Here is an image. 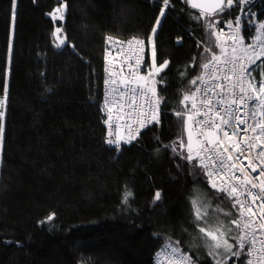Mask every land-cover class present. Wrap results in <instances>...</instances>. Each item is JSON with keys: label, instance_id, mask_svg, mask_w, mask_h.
Listing matches in <instances>:
<instances>
[{"label": "trees", "instance_id": "obj_1", "mask_svg": "<svg viewBox=\"0 0 264 264\" xmlns=\"http://www.w3.org/2000/svg\"><path fill=\"white\" fill-rule=\"evenodd\" d=\"M63 3V21L54 20L49 15ZM163 6V0H16L13 20L12 0H0V99L7 86L0 264H155L163 245L177 242L196 264H214L197 238L191 200L200 194L211 203L210 213L216 205L232 212L220 214L226 223L237 212L208 185L198 160L193 169L179 155H187L184 121L192 108L191 100L187 110L181 101L211 58L205 48L220 51L211 33L252 9L256 15L243 18L240 31L252 45L264 23V0L234 2L207 17L185 0H170L155 34L156 65L168 61L156 86L160 123L116 149L106 143L105 57L119 42L137 38L145 40L151 63L147 38ZM56 26L67 42L61 48L53 43ZM259 60L264 71V57ZM253 67L256 80L264 79L262 68ZM157 191L161 199L154 203ZM247 259L229 256L226 264Z\"/></svg>", "mask_w": 264, "mask_h": 264}, {"label": "snow or ice", "instance_id": "obj_2", "mask_svg": "<svg viewBox=\"0 0 264 264\" xmlns=\"http://www.w3.org/2000/svg\"><path fill=\"white\" fill-rule=\"evenodd\" d=\"M191 8H199L201 17L213 15L216 11L223 12L225 7H231L233 3L240 5L248 3V0H213L210 5L196 3L195 0H185ZM13 13L12 18L15 20V3L12 0ZM170 0H163V7L160 10V17L157 18L155 25L152 28V35L147 38V43L152 46L153 65L148 76H136V87H131L130 83H124V88L130 92L133 97L137 93L145 97L147 111L141 110L137 112L135 104L130 105L131 112L120 116V119H130L135 123L137 119L140 121V126L133 129L132 124H126L128 128L127 137L120 135V125L115 126L113 131L112 125V108L109 107V99L106 94L105 107L109 113L108 120L105 121L109 126V138L106 140L108 145H115L119 149L121 142L131 143L140 134L141 129L147 128L149 124L160 123L159 106L162 98L158 96L155 88V78L164 71L168 65L165 61L159 66L156 65V46L155 34L160 25L161 19L165 15V10L169 6ZM66 8V5L64 6ZM211 8L212 11L207 9ZM63 10L56 9L54 19H63ZM237 29L240 25V20L235 21ZM214 27V25H210ZM228 27H232L230 22ZM62 31L60 27L56 28V33ZM258 35L255 37L256 44L245 45L243 38L233 37L234 43L239 47L232 48V55L229 56L228 51L220 43V37L224 35L222 31H214L211 34L216 37V47L220 48V54H216L211 48H205V53H211V58L207 60L201 67L202 74L192 81L195 85L199 80L203 85V89L197 88L191 95H184L181 101L187 110V103L192 101V110L199 118L193 120L192 115H188L184 121L187 127L188 121H193V126H199L201 129L198 134V146L194 149L192 145L191 132L188 134L187 155L183 152L179 155L183 157L189 164L193 165V169L197 167L194 161L198 160V167L203 170L204 175L208 177V185L217 193L222 194L232 202V208L236 209V215L230 223L220 220V214L224 216H233L230 211H223L220 205H216L215 209L210 213L211 203L200 194H197L191 200L195 225L198 232V239L205 241L208 247V255L212 257L214 264H226L229 256L240 258L243 255L247 256V264H264V79H261L257 85L255 78L251 73L254 69L251 65L256 64V61L264 56V23H259L257 27ZM57 48H61L66 43V38H59ZM112 37H107L108 42H112ZM130 47L138 46L141 53L144 51L145 40L134 38L127 42ZM9 51L11 52V46ZM251 52V55L249 53ZM243 53V56L238 55ZM247 58L246 63H241L244 58ZM143 60L142 56L137 57L136 67L133 72L139 71V64ZM224 67L221 68L220 65ZM231 64V68L227 65ZM239 64V77H237V65ZM131 67V65H129ZM212 70L211 72L209 70ZM108 71V69H105ZM228 73H231L228 75ZM219 74H223V79L220 84H215L216 80L221 79ZM264 75V71L261 73ZM209 77L213 84L209 86ZM223 80L233 81L230 86L223 83ZM143 83H140V82ZM108 84V80L105 81ZM115 84V81H112ZM239 85V94L236 92V86ZM219 87L220 92H216L215 88ZM144 89L151 92V97L147 95ZM227 89V90H226ZM113 92L118 91L117 88L111 89ZM203 92V95H199ZM210 94H214L216 99L210 98ZM120 95H125L120 92ZM199 96L200 103L196 100ZM7 100V86H5V99L0 100V106H3ZM143 109V105L139 106ZM207 108V112H202L201 109ZM243 113V115L241 114ZM150 114V115H149ZM177 117L184 115L183 112H177ZM4 113L0 112V142L3 140ZM231 129V131H229ZM133 131L136 135H133ZM220 133H223L225 142L222 143ZM116 135L117 139L111 137ZM200 136L204 139L200 140ZM237 136L236 141H232L231 137ZM180 148H184L181 142ZM175 153L176 148H172ZM196 155H193V152ZM245 153L248 155L245 156ZM255 153V155H253ZM244 159L248 163L244 164ZM228 170H231V175H227ZM240 173V175H237ZM256 173V175H253ZM127 193L124 202H127ZM161 199V193L157 191L154 197V203ZM215 216L216 223L212 222L211 217ZM54 218V213L47 217L51 221ZM239 231L235 236L233 231ZM234 240L235 244L230 243ZM260 247L257 250L256 245ZM168 264H196V261L186 252H183L179 246V242L170 249H166L163 253ZM161 264V262H158Z\"/></svg>", "mask_w": 264, "mask_h": 264}, {"label": "built area", "instance_id": "obj_3", "mask_svg": "<svg viewBox=\"0 0 264 264\" xmlns=\"http://www.w3.org/2000/svg\"><path fill=\"white\" fill-rule=\"evenodd\" d=\"M249 3V0H248ZM246 6V4H243V6ZM247 12H242L240 11L239 14V20L241 21L243 18H246L247 16ZM224 35H222L220 37L221 39V45L223 47H225L228 51L229 56L232 55V48L235 47H239V45H236L234 43L233 37H238L237 33H233L227 30H221ZM133 40V39H130ZM124 41V42H119L118 46H116L117 49H115L114 51H117L116 53H110L109 55H107L105 57V65H104V74H105V78L103 81V92H102V106H105V98H106V94L108 96L109 99V107H111L112 105H122V104H133V103H144L145 102V97L143 95H140L139 93H137L135 95V97H133V95L130 92H127L126 89L124 88V83H130L131 87H136V83L135 82V77L136 75L138 76L139 74H141V72L146 71L147 67H146V58H147V50L146 47L144 46V51L143 53L140 52L139 47L138 46H132L130 47L128 45V41ZM220 54V53H219ZM238 55L243 56L242 53H238ZM249 55H251V52L249 53ZM138 56H142L143 60L140 62L139 64V71L138 72H133V68L136 67L137 64V57ZM247 58L245 57L244 60L241 61V63H246ZM131 65V67L129 66ZM221 68L224 67L223 64L220 65ZM228 68H231V64L227 65ZM108 69V71H106L105 69ZM210 72L212 71L211 69L209 70ZM231 73H228V75H230ZM221 79L216 80L215 84L219 85L221 80L223 79V74H219ZM237 77H239V64L237 65ZM206 80H208L209 86H211L213 84V81L211 79H209V77H205ZM108 80V84L105 83V81ZM112 81H115V84L112 83ZM223 83L227 86H230L233 81H229V80H223ZM118 87V91L113 92L111 89L113 88H117ZM204 85L199 81L198 85L196 86V90L197 88L203 89ZM195 90V91H196ZM227 90V89H226ZM145 91V90H144ZM216 92H220V88L216 87L215 88ZM120 92H124L125 95L121 96ZM147 92V91H145ZM236 92L237 94H239V85L237 84L236 86ZM147 95L149 97H151V92H147ZM199 95H203V92L201 91V93ZM210 98L215 100L216 97L214 94H210ZM197 104L199 105L200 100H199V96L197 97L196 100ZM127 111V112H131ZM143 111H147V108H144ZM202 112H207V108H203L201 109ZM124 112L122 115H115V113L111 112L112 117L115 118V124L113 126V131H115V126L116 125H120V128H122L123 131H120L122 134H124L127 137V133H128V128L126 127V124H132L133 125V129L137 128L140 126V121L139 119H137L135 121V123H133L132 120L130 119H120V116L125 115ZM137 112L139 113L140 110H137ZM190 115L193 116V120L199 118L198 115L194 112V110H191ZM150 115V114H149ZM243 115V113H242ZM191 125H192V129H193V133L194 136H196V138L198 137V134L200 133L201 129L199 128V126H193V121H191ZM229 131H231V129H229ZM133 135H136V133L133 131ZM200 140H203L204 137L200 136L199 138ZM220 139L221 142L224 143L225 142V138L223 136V133H220ZM232 141H236L238 139L237 136H232L231 137ZM197 145H198V139H197ZM248 154L245 153V156H247ZM253 155H255V153H253ZM248 163L247 159H244V164L246 165ZM227 175H231V170H228ZM237 175H240V173H237ZM253 175H256V173H253ZM239 231V230H238ZM260 245L259 243H257L256 248L257 250L259 249ZM162 264H168V263H162Z\"/></svg>", "mask_w": 264, "mask_h": 264}, {"label": "rangeland", "instance_id": "obj_4", "mask_svg": "<svg viewBox=\"0 0 264 264\" xmlns=\"http://www.w3.org/2000/svg\"><path fill=\"white\" fill-rule=\"evenodd\" d=\"M64 6H65V4L63 3L62 5H61V7H59V8H61L62 10H63V16H64V13L66 12V9L64 8ZM250 13H254V10H250ZM54 14H56V9L49 15L51 18H53L54 19ZM250 14H248V16H249ZM54 20H57V19H54ZM59 20H61V21H63V19H59ZM243 21V20H242ZM243 23L240 21V25H239V28L237 29V27H236V24H235V22H234V24H232V27H226V29H232L231 30V32H232V34L233 33H236V32H239L240 33V31H241V27L243 26L242 25ZM58 26H56L55 27V29H54V33H56V28H57ZM13 33V26H12V28H11V34ZM257 35H258V32L256 33ZM256 35V36H257ZM12 37H13V34H12ZM58 37L59 38H65V35L63 34V31H61L59 34H56V35H54V40H53V43H54V47L55 48H57L56 47V44L57 43H59V39H58ZM236 38H238V37H236ZM241 38V37H240ZM234 40V39H233ZM67 43V42H66ZM65 43V44H66ZM220 43V42H219ZM253 44H256V41H254L253 42ZM246 45H247V43H246ZM11 46V45H10ZM64 46V45H63ZM62 46V47H63ZM9 49H10V47H9ZM148 50H149V54H150V60H152V62L150 63L151 64V67L150 68H147L146 69V71L145 72H141V74H139L138 76H148V74H149V72H150V70L152 69V63H153V58H152V46L151 45H148ZM9 53H10V51H9ZM261 60H257L256 61V67H258V69L259 70H261V68H262V71H263V66H262V62H260ZM252 67V69H254V71H252V73H251V75H252V77H254V72H256V68L255 67H253V65L251 66ZM8 72L9 71H7V75H8ZM162 73V72H161ZM160 73V74H161ZM159 74V75H160ZM158 75V76H159ZM137 76V75H136ZM158 76L155 78V80H156V83H155V88H156V86L158 85ZM255 78V77H254ZM255 81H257L256 80V78H255ZM134 83H136V80H135V82ZM140 83H143L142 81L140 82ZM259 83V81H257V84ZM137 85V84H136ZM145 91H147V92H150V91H148V89H144ZM192 92H195V90L193 89V91ZM0 100H4V98H1ZM6 104V103H5ZM5 104L3 105V106H0V112H3L4 113V115H5V111H4V109H5ZM3 119H4V117H3ZM119 131H123L122 130V128L121 129H119ZM120 135H122L121 133H120ZM109 138V137H108ZM118 137L117 136H115V137H113L112 139H117ZM124 144H128V143H123V142H121V145H124ZM111 146H113V145H111ZM115 146V145H114ZM0 148H1V145H0ZM193 155L195 156L196 155V152H193ZM220 194V193H219ZM234 209V208H233ZM234 211H236V209H234ZM237 212V211H236ZM212 218V217H211ZM230 243H233V244H235V242H233L232 240H230Z\"/></svg>", "mask_w": 264, "mask_h": 264}, {"label": "bare ground", "instance_id": "obj_5", "mask_svg": "<svg viewBox=\"0 0 264 264\" xmlns=\"http://www.w3.org/2000/svg\"><path fill=\"white\" fill-rule=\"evenodd\" d=\"M130 39H134V38H130ZM129 39V40H130ZM145 47H146V45H144ZM264 56H262V58H263ZM146 61V60H145ZM146 67L147 68H149V67H151V64L149 63H147V61H146ZM264 77V76H263ZM196 90V89H195ZM133 104H135L136 106H137V110H143L144 108H147V105L145 104V102L144 103H133ZM130 105H132V104H122V105H112L111 106V108H112V112L113 113H115V115H122L124 112H127V111H130V110H132V108L130 107ZM141 105H143V109H141L139 106H141ZM103 107H105V106H103ZM106 108V107H105ZM106 110H107V108H106ZM192 110V108L188 111V113L187 114H185V116L187 117L188 115H190L189 113H190V111ZM108 112V111H107ZM159 112H160V109H159ZM242 114V113H241ZM108 116H109V113H108ZM113 119H112V125L114 126V124H115V118L114 117H112ZM189 123L191 124V121H189ZM151 124H149L148 125V127L150 126ZM147 127V128H148ZM147 128H143V129H141V131L140 132H142V131H145V129H147ZM107 129H108V133H109V131H110V129H109V126H108V124H107ZM112 130H114V129H112ZM113 136H115V135H113ZM113 136L111 137V138H113ZM186 147H187V144H186ZM208 178V177H207ZM237 215H238V213H237ZM236 231L238 232V229H236ZM172 246L171 245H168V244H164L163 245V249H170ZM158 262H159V260L158 259H156L155 257H154V263L155 264H158Z\"/></svg>", "mask_w": 264, "mask_h": 264}, {"label": "water", "instance_id": "obj_6", "mask_svg": "<svg viewBox=\"0 0 264 264\" xmlns=\"http://www.w3.org/2000/svg\"><path fill=\"white\" fill-rule=\"evenodd\" d=\"M196 3H203L205 5H210L213 3V0H195ZM189 6V5H188ZM190 7V6H189ZM191 8V7H190ZM192 10H196L200 13V9L199 8H191ZM208 11H212L211 8H208L207 9ZM219 11H216L213 15H209V16H214L218 13ZM187 117H185V120H186ZM185 125V123H184ZM189 132H191V125L189 124V121L187 123V127L184 126V136H186V141H187V144H188V134ZM191 135H192V145H193V148L195 149L196 148V142H195V139H194V136L191 132Z\"/></svg>", "mask_w": 264, "mask_h": 264}]
</instances>
